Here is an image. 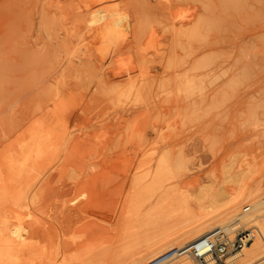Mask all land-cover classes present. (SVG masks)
Instances as JSON below:
<instances>
[{
  "label": "rangeland",
  "instance_id": "rangeland-1",
  "mask_svg": "<svg viewBox=\"0 0 264 264\" xmlns=\"http://www.w3.org/2000/svg\"><path fill=\"white\" fill-rule=\"evenodd\" d=\"M258 194L264 0H0V264L154 259Z\"/></svg>",
  "mask_w": 264,
  "mask_h": 264
},
{
  "label": "bare ground",
  "instance_id": "bare-ground-1",
  "mask_svg": "<svg viewBox=\"0 0 264 264\" xmlns=\"http://www.w3.org/2000/svg\"><path fill=\"white\" fill-rule=\"evenodd\" d=\"M79 66H81V65H79ZM39 185H41V184H39ZM121 185H122V183H121ZM31 186L32 185H30V187ZM24 187H26V186H24ZM36 188H37V190L39 189L38 187H36ZM36 188H35V191H37ZM40 190H43V189H40ZM34 193L37 194L38 192L37 193L34 192ZM253 197H256V198H253V200H252V198L250 199L251 200L250 202L253 201L251 204L249 203L250 205L248 204V206H245L242 211H240L238 213H233L231 216H228V217H225L226 216L225 212H227L228 208H224V209L220 208V209H215V210L211 209L208 211L199 212L197 215H194L193 217H191L186 222V224L182 225L178 231H176L175 233L170 235L168 240L162 244V246H161L162 248L160 251L161 253L159 252L160 254H158V256L156 258L153 257L154 259H151L150 256H144L141 259V261H139V263H132V264H193L189 260L185 259V257L178 256L177 250L185 248V247L193 244L194 242L197 241V239H199L205 235H208L209 233H211L212 231H214L217 228H223V229H225V231L227 233L231 234V233H235L237 228L242 227L243 226L242 223H248V222L254 221V220H255V226L245 228V229H251L253 231V233L255 234L252 241L248 245L244 246L241 250L237 251L236 253L231 254L227 258V261L231 264H236V263L237 264H264V218H261V217H264V196L260 197V195L258 194V196L256 195ZM49 198H51V197L49 196ZM43 199L41 201L42 203L44 201ZM47 199H48V197H47ZM48 200H51V199H48ZM48 200L44 204H42V205L40 204L41 211L46 210V209L49 211L50 206H53L52 202L54 203V201L53 200H52V202L49 201L50 202L49 203ZM4 201H5V199H4ZM49 204H50V206H49ZM229 210H230V208H229ZM230 212L231 211H229L228 213H230ZM47 217L48 216L41 217L39 223L36 225V231L35 232L38 231L39 232V233L37 232L38 234H40V233L44 232V230H46V227L48 226L47 225L48 220L46 221ZM217 217H218V219L221 218V221H218V219H216ZM208 220H214V222L211 221V223H208L206 225ZM40 235H42L43 238H45L47 241V238L45 237L46 236L45 232L43 234H40ZM42 236H41V239H42ZM8 240H12V239L9 238ZM42 243H46V242L45 241L43 242V240H42ZM47 243H49V242L47 241ZM38 247H37V249H39ZM11 248H12V246H11ZM9 249L10 248L8 247L7 250L9 251ZM31 249H32V246H31ZM37 249H35V251ZM12 250H13V248H12ZM9 252H11V251H9ZM16 252H18V251L16 250ZM31 252L33 253V249ZM8 254H12V253H8ZM31 254H29V255H31ZM42 254H44V253H42ZM12 255H14V254H12ZM37 255L40 256L41 254H37ZM31 256H33V255H31ZM45 257H46V253H45L44 259H45ZM31 258H33V257H31ZM37 258H39V257H36V260H37ZM42 258H40V259H42ZM186 258H188V257H186ZM130 259L128 257L125 259H122L119 264H128Z\"/></svg>",
  "mask_w": 264,
  "mask_h": 264
},
{
  "label": "built area",
  "instance_id": "built-area-1",
  "mask_svg": "<svg viewBox=\"0 0 264 264\" xmlns=\"http://www.w3.org/2000/svg\"><path fill=\"white\" fill-rule=\"evenodd\" d=\"M255 234L251 229L238 230L234 237L217 228L193 244L177 250L180 257H188L196 264H231L227 258L248 245Z\"/></svg>",
  "mask_w": 264,
  "mask_h": 264
}]
</instances>
